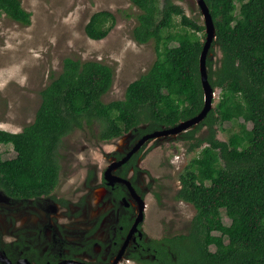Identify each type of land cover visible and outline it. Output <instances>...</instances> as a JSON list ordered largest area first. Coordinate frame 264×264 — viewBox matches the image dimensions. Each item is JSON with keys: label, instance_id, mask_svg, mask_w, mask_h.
<instances>
[{"label": "trees", "instance_id": "16d2710c", "mask_svg": "<svg viewBox=\"0 0 264 264\" xmlns=\"http://www.w3.org/2000/svg\"><path fill=\"white\" fill-rule=\"evenodd\" d=\"M129 1L140 10L133 37L139 44L155 41L157 59L128 86L124 99L106 103L113 68L66 58L62 72L42 90L34 122L18 133L0 129V146L12 145L16 152L5 159L0 149V190L9 197L29 201L53 195L60 186V147L75 130L91 129L100 142L130 133L134 144L203 111L200 67L207 28L174 0ZM205 2L215 24L209 53L216 46L221 51L218 66L212 56L207 58L209 80L215 92L220 90V101L202 122L179 135L190 143V152L200 151L181 173L176 194L195 207L196 215L187 232L143 241L132 249L130 258L139 264H264V0ZM3 15L24 25L32 21L21 0H0ZM116 23L113 12H96L86 34L103 40ZM239 119V132L228 140L218 138L219 128ZM203 129L206 133L199 136ZM137 161L138 154L124 165L123 176L131 168L138 171ZM113 192L119 199L125 195L121 185ZM223 211L230 225L224 223ZM133 212L129 209L120 220L118 247L133 226ZM91 249L70 247L64 257ZM25 251L36 264L60 261L33 246Z\"/></svg>", "mask_w": 264, "mask_h": 264}, {"label": "rangeland", "instance_id": "374dc122", "mask_svg": "<svg viewBox=\"0 0 264 264\" xmlns=\"http://www.w3.org/2000/svg\"><path fill=\"white\" fill-rule=\"evenodd\" d=\"M21 1L32 13L30 25L6 15L0 18L1 130L18 133L34 122L42 102V90L62 72L68 57L99 61L113 68V86L103 97L106 103L124 99L128 86L145 74L157 59L155 41L139 44L133 37L140 10L129 0ZM174 1L183 7L188 17L206 27L197 0ZM105 10L116 15V26L105 39L93 40L86 34V26L96 12ZM208 56H212L215 67L218 66L221 51L217 46ZM219 101L220 90H217L213 108ZM242 122L239 119L225 123L218 129V138L228 140L241 130ZM247 127L253 126L249 123ZM205 133L203 129L198 135ZM132 137L129 133L111 142H100L91 129L75 130L65 136L59 151L60 186L52 196L40 201L19 202L0 191V232L5 242L27 235L35 238L45 250L53 249L61 258L70 247L93 242L94 254L103 261L89 254L80 256L79 260H88L91 264H139L130 258V250L117 259L119 250L114 243L119 234L122 207L117 209L114 203L119 201L96 192L102 185L101 171L116 159L109 153L112 151L106 150L107 146L119 148L117 152L126 155L133 149L132 144H128ZM189 145L179 135L162 136L157 141L146 142L138 152V171H130L129 179L132 181L137 175L136 184L140 189L137 194L145 202L139 225L145 241L187 232L196 215L192 204L176 198L181 173L200 151L190 152ZM0 149L5 159L16 156L12 145L2 144ZM131 197L135 222L140 205L133 194ZM222 213L224 223L230 225V218L225 211ZM62 263L74 262L65 259Z\"/></svg>", "mask_w": 264, "mask_h": 264}, {"label": "flooded vegetation", "instance_id": "af4514ba", "mask_svg": "<svg viewBox=\"0 0 264 264\" xmlns=\"http://www.w3.org/2000/svg\"><path fill=\"white\" fill-rule=\"evenodd\" d=\"M148 135V134H147ZM180 135V134H179ZM146 136V135H145ZM124 137V136H123ZM164 137V136H163ZM122 138V137H121ZM143 138V137H142ZM141 138V139H142ZM161 138V137H160ZM120 139V138H119ZM133 138H130V140H129V142H128V144H132V147L134 148L135 146H136V144L141 140V139H139V140H137L134 144L132 143V140ZM159 139V137H157V138H154V139H150L149 141H157ZM148 141V142H149ZM146 144V143H145ZM144 144V145H145ZM143 145V146H144ZM142 146V147H143ZM107 147H109V148H106V150L107 151H112V152H109V153H111V155H114L115 156V161H111L108 165H107V167L105 168V171L104 172H102L101 171V179H102V185L101 186H99L98 188H96V192H99L100 193V196H110L112 199H114V200H116V201H119V203H114V205H116L115 207L118 209V207H122V213H121V215H120V218H119V222H118V232H119V223H120V220H121V218L123 217V216H125V214H127V213H129V209H133L134 211H135V209H134V207L132 206V204H131V202L129 201L132 197H131V194H132V191L129 189V187L127 186V185H125L124 183H122V182H119V181H116V182H112L111 180L113 179V177H109V179H107V177H106V172H107V170L109 169V167L113 164V163H117V162H119V161H121L127 154H129V153H127L126 155L125 154H123V156H122V158H118V156H116V154L117 153H120V152H117L118 151V149L119 148H111V146H107ZM142 149V148H141ZM140 149V150H141ZM114 150V151H113ZM139 150V151H140ZM138 151V152H139ZM138 152L137 153H135L133 156H132V158L136 155V154H138ZM121 154V153H120ZM113 156V157H114ZM131 158V159H132ZM131 159L128 161V162H130L131 161ZM127 162V163H128ZM126 164V163H125ZM125 164H123L122 166H120V167H118V168H116L113 172H112V174L113 175H117L118 177H121V178H125V179H128L129 181H131V179H129L130 177H129V172L130 171H132V172H134V171H136L134 168H131L130 169V171L128 172V174L126 175V176H123V167H124V165ZM136 175L134 176V178H132V181H131V183H132V185H133V188L135 189V191L137 192V193H139L140 192V189H139V187H138V185L136 184ZM118 185H121L122 187H123V190H124V193H125V195H123L122 196V198L121 199H119L117 196H115L114 195V190H115V188L118 186ZM1 192H3L2 190H0ZM4 193V192H3ZM5 194V193H4ZM54 194V193H53ZM140 194V193H139ZM6 195V194H5ZM8 198H10V199H12V200H14V201H18V200H15V199H13V198H11V197H9L8 195H6ZM49 197V196H48ZM43 198H46V196H44V197H42V198H40V199H38V200H29V201H40V200H42ZM19 202H27V201H19ZM123 203V204H122ZM133 215H134V212H133V214L131 215V218L133 219V220H135L134 218H133ZM130 231V230H129ZM129 231L127 232V235L124 237V242L122 243V245H120L119 247H118V242H117V239H116V242L114 243V247H116V248H118V250H119V253H120V251H121V249H122V247H123V245H124V243H125V241H126V239H127V236H128V234H129ZM141 231V230H140ZM119 234H120V232H119ZM119 234H118V236H119ZM33 238V237H32ZM32 238L31 237H29V236H27V235H20L19 236V240L17 239V241H11V242H5V240H4V236H3V234L0 232V264H26V263H24V261L27 259L28 260V262H29V264H36V262L35 261H32V260H30L27 256H26V254H25V249H29V247L30 246H33L34 248H37V249H39V251H41V253H47L48 251L50 252L49 254H51V255H53V259H58V257H57V255H56V253H54L53 252V249H51V248H48V249H46L45 250V247H42V245L40 246V243L35 239V238H33L34 240H32ZM143 241H145L144 240V235L142 236V238H140L139 236H137V241H132L131 243H135L134 245H131V243L129 244V246L126 248V250H125V253H124V255L127 253V251L128 250H130V255H131V251H132V249H134V248H137L138 246L140 247L141 246V242H143ZM21 242V245L19 244ZM89 246H92V249H91V253L88 251V250H84L83 251V253L82 254H78V255H75L74 256V258H72V259H70V258H66V257H64V258H61L60 257V261H58V263L57 264H68V263H62L65 259L66 260H70L71 262H74V263H76V264H91L88 260H79L78 258L80 257V256H83V255H91V256H96L97 257V259H99V260H102L101 259V257H99V255H95L94 254V252H93V249H94V247H95V243H93V242H84L82 245H77L76 247H73V248H80V249H85V248H87V247H89ZM68 251H69V249H68ZM68 253H70V251L68 252ZM124 255H123V257H124ZM113 260H114V258H113ZM103 261V260H102ZM135 261V260H134ZM50 263V261L48 262V264ZM74 263H70V264H74ZM108 264V263H107Z\"/></svg>", "mask_w": 264, "mask_h": 264}, {"label": "water", "instance_id": "95a60500", "mask_svg": "<svg viewBox=\"0 0 264 264\" xmlns=\"http://www.w3.org/2000/svg\"><path fill=\"white\" fill-rule=\"evenodd\" d=\"M197 2L199 4V6L201 7L202 12L204 13V17L206 20V28H207V39H206L204 50H203V53L201 56V67H200L202 84H203V88H204V92H205V107H204L203 111L197 117L190 119L188 121H184L180 125L172 128V129H166L165 128L162 131H158V132L144 136L136 144V146L129 152V154H127L121 161H119L117 163H113L109 167V169L107 170V172H106L107 179H109V177H113L114 180L122 182L125 185H127L129 187V189L132 191V194L137 198L139 205H140V211H139L138 217L136 218V221L133 223V226L131 227V229L129 231L127 239H126L120 253L117 256L118 260L123 258L125 250L129 246V244L132 241H137V236H139L140 238H142V236H143V233L140 231L139 225L143 219L142 215H143L145 202L137 194V192L133 188L131 181H129L128 179H125V178L118 177L117 175H113L112 172L116 168L127 163L132 158V156L135 153H137L142 148V146L146 142H148L150 139H154L157 137L160 138L162 136L179 135L183 132H186L187 130L194 128L200 122H202L206 118L208 113L213 109V99L215 97V91H214V89L210 83V80H209L207 58H208V54H209L210 48L212 46V43H213L214 37H215V24H214L210 9H209L207 3L205 2V0H197ZM24 263L29 264L27 259L24 261Z\"/></svg>", "mask_w": 264, "mask_h": 264}, {"label": "bare ground", "instance_id": "6f19581e", "mask_svg": "<svg viewBox=\"0 0 264 264\" xmlns=\"http://www.w3.org/2000/svg\"><path fill=\"white\" fill-rule=\"evenodd\" d=\"M106 148V147H105Z\"/></svg>", "mask_w": 264, "mask_h": 264}]
</instances>
